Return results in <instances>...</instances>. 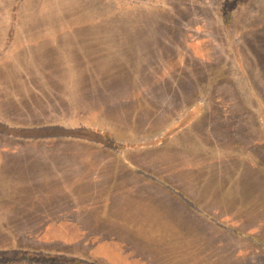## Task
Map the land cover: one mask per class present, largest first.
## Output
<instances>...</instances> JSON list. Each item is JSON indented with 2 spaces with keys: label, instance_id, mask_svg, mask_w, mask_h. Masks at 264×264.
<instances>
[{
  "label": "rangeland",
  "instance_id": "obj_1",
  "mask_svg": "<svg viewBox=\"0 0 264 264\" xmlns=\"http://www.w3.org/2000/svg\"><path fill=\"white\" fill-rule=\"evenodd\" d=\"M44 252L264 264V0H0V264Z\"/></svg>",
  "mask_w": 264,
  "mask_h": 264
},
{
  "label": "trees",
  "instance_id": "obj_2",
  "mask_svg": "<svg viewBox=\"0 0 264 264\" xmlns=\"http://www.w3.org/2000/svg\"><path fill=\"white\" fill-rule=\"evenodd\" d=\"M30 257V260H33L34 263L39 264H59L61 260H63L65 263H68V261L72 262V264H99L93 261H90L89 259H85L82 255L74 256V259L70 258V255H67L66 257H61L55 255V253H37L35 256H28Z\"/></svg>",
  "mask_w": 264,
  "mask_h": 264
}]
</instances>
